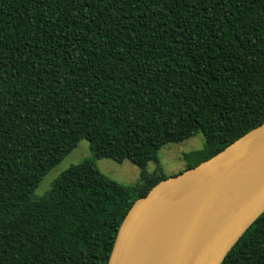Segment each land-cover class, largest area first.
<instances>
[{"label": "trees", "instance_id": "obj_1", "mask_svg": "<svg viewBox=\"0 0 264 264\" xmlns=\"http://www.w3.org/2000/svg\"><path fill=\"white\" fill-rule=\"evenodd\" d=\"M263 121L264 0H0V264H107L168 177L161 146L202 131L187 169ZM82 139L92 155L34 199ZM104 157L141 182L106 176ZM222 264H264V212Z\"/></svg>", "mask_w": 264, "mask_h": 264}, {"label": "water", "instance_id": "obj_2", "mask_svg": "<svg viewBox=\"0 0 264 264\" xmlns=\"http://www.w3.org/2000/svg\"><path fill=\"white\" fill-rule=\"evenodd\" d=\"M178 214L164 234L152 226ZM264 212V121L137 198L107 264H222Z\"/></svg>", "mask_w": 264, "mask_h": 264}, {"label": "rangeland", "instance_id": "obj_3", "mask_svg": "<svg viewBox=\"0 0 264 264\" xmlns=\"http://www.w3.org/2000/svg\"><path fill=\"white\" fill-rule=\"evenodd\" d=\"M204 144V134L202 131H199L183 141L170 142L161 146L159 149V159L165 174L169 177L183 171L186 167L183 154L200 149ZM91 155L89 141L87 139L80 140L69 154L45 174L40 184L34 189L32 197L39 199L45 195L58 175L70 166L84 161ZM95 162L102 173L120 183L137 184L142 180V169L128 159L118 162L114 159L104 157L95 159ZM156 168L157 164L154 161H150L146 166V171L147 173H152Z\"/></svg>", "mask_w": 264, "mask_h": 264}, {"label": "bare ground", "instance_id": "obj_4", "mask_svg": "<svg viewBox=\"0 0 264 264\" xmlns=\"http://www.w3.org/2000/svg\"><path fill=\"white\" fill-rule=\"evenodd\" d=\"M178 214L175 212H169L164 214L160 219H158L152 226V232L156 234L157 237H160L164 234V231L168 228L170 223L176 219Z\"/></svg>", "mask_w": 264, "mask_h": 264}]
</instances>
